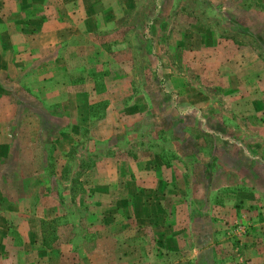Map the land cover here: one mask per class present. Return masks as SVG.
<instances>
[{
  "label": "rangeland",
  "instance_id": "374dc122",
  "mask_svg": "<svg viewBox=\"0 0 264 264\" xmlns=\"http://www.w3.org/2000/svg\"><path fill=\"white\" fill-rule=\"evenodd\" d=\"M108 6L115 24L104 30L113 48L111 62L94 66L98 73L92 85L52 83L57 95L43 102L57 107L45 112L62 134L56 138L78 129L76 143L50 150L34 182L41 193L51 189L63 206L39 228L44 244L69 238L68 222L88 217L94 209L86 199L91 189L96 202L119 201L130 192V203L146 202L150 215L159 212L155 207L177 203V226L187 220L197 224L202 246L220 241V260L225 255L229 264H264V131L259 135L255 116L236 113L241 96L249 98L244 108L256 101L258 111L264 107V0H110ZM102 32L99 41L105 38ZM242 49L247 52L240 54L241 64L255 58L261 79L250 78L249 67L244 75L238 72L240 79L232 73L230 65ZM225 66L231 70L226 77L219 73ZM112 73L114 79L102 81ZM85 88L92 92L90 115L77 98ZM11 108L0 98V121ZM57 109L65 113L61 121L54 117ZM105 109L112 121H100ZM94 124L114 129V135L92 143L87 130ZM136 228L123 232L131 248H170L164 239L169 233L152 242L155 231ZM179 228L170 234L186 238L185 227ZM199 261L218 264L209 251Z\"/></svg>",
  "mask_w": 264,
  "mask_h": 264
},
{
  "label": "crops",
  "instance_id": "0c3cea01",
  "mask_svg": "<svg viewBox=\"0 0 264 264\" xmlns=\"http://www.w3.org/2000/svg\"><path fill=\"white\" fill-rule=\"evenodd\" d=\"M109 1L0 0V98L13 111L8 113V118L5 116L0 121V264H146L147 261L165 264L170 258L171 264H200L198 259L207 255L208 251L215 262L227 264L225 255L220 260V241L211 242L210 247L200 245L203 238L195 234L199 226L194 222L187 220L182 226L186 229V238L170 234L179 228L177 221L180 210L177 203H165L160 209L155 207L161 213L150 215L148 211L151 208L146 202L134 206L130 203V192H126V197L119 201H111L107 197V200L96 202L91 189L86 199L91 200L89 207L94 209L88 212L86 219L80 217L68 222L69 227L73 228L69 238L59 237L46 246L40 237L42 223L51 219L63 206L51 189L41 193L40 187L35 188L36 176L44 171L43 163L49 161L50 150L55 148L56 152L64 151L76 143L78 136V129L73 128L68 135L56 138L55 135L62 134L58 125L52 122V117L47 118L45 112L51 114L57 107L44 105L43 102L57 95L51 87L52 83L78 82L86 86L90 82L92 85L93 74L98 73L94 66L98 68L100 64L111 62L109 60L112 58L108 54L113 48H109L110 40L104 31L109 29V24L115 27ZM99 29L105 35L103 41L98 40ZM242 52L247 50L236 53L233 66L230 65L232 73L240 79L238 72L249 67L252 71L250 78L261 79V64H258L260 69L255 68V58L250 60L249 65L241 64L244 62L239 59ZM224 68L225 72L220 67L224 74H221L220 69L219 73L226 77V73L231 74V70H226V66ZM113 73L108 78L103 76L102 81L110 82L115 77ZM33 93L39 98L30 96ZM91 94V89L85 88L77 95L89 115ZM247 99L242 96L238 99L241 104L236 113L255 116L253 123L261 135L260 132L264 131V107L258 111L256 101L250 102V108H244L242 103ZM262 99L264 101V96ZM107 111L104 110L101 122L112 121ZM57 112L58 115H54L57 121H61L62 116L65 118V113L58 109ZM40 114L43 116L40 117ZM100 125L94 124V127L86 129L92 143L107 141L114 135V129H107L108 126L102 129ZM16 180L23 185L14 186ZM160 190L170 192L172 189ZM15 195V199L11 198ZM174 197L171 196V199ZM74 205L70 207L76 211L75 207L83 204ZM163 214L168 215L169 219ZM133 225L137 226V231L145 227L155 231L152 233V242L162 233H169L170 236L165 235L164 239L170 248L165 251L158 246H146L138 250L131 248L123 232ZM215 236L223 238L217 233ZM173 244L177 246L173 248ZM180 246V250H185L184 258H178ZM239 251L242 255L241 247ZM175 257L176 261H173Z\"/></svg>",
  "mask_w": 264,
  "mask_h": 264
},
{
  "label": "trees",
  "instance_id": "16d2710c",
  "mask_svg": "<svg viewBox=\"0 0 264 264\" xmlns=\"http://www.w3.org/2000/svg\"><path fill=\"white\" fill-rule=\"evenodd\" d=\"M91 107H92V106H91ZM91 107H90V108H91Z\"/></svg>",
  "mask_w": 264,
  "mask_h": 264
}]
</instances>
